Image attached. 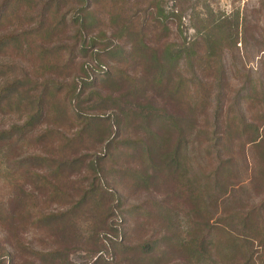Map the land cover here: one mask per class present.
I'll return each instance as SVG.
<instances>
[{
  "label": "rangeland",
  "instance_id": "374dc122",
  "mask_svg": "<svg viewBox=\"0 0 264 264\" xmlns=\"http://www.w3.org/2000/svg\"><path fill=\"white\" fill-rule=\"evenodd\" d=\"M47 1L35 0L34 3L40 7ZM158 2L167 16L171 30L169 39L176 46L195 43L203 31L215 28L220 20L228 21L219 32L224 49L219 74L222 86L208 81L205 87H198L197 93L191 90L197 101L187 100V103L196 111L195 121L191 128L187 127V143H181L179 149L183 166L175 168L178 172L174 176L164 168V160L169 159H163L162 155L169 153L170 147L183 136L179 130H172L171 134L168 128L160 129L167 119L158 117L152 122L146 117L160 116L163 110L165 115L180 116L179 128H184L181 96L175 106L168 96L169 90L145 88L144 95L126 97L128 83L103 90L99 80L104 76L91 77L100 92L99 97L113 102L122 98L120 106L125 109L112 104L101 107L99 100L94 104L87 97L90 89L81 97L82 114L78 119L71 114L68 105L57 114L48 109L50 95L55 93L56 100L62 101L67 90L79 83L81 68L87 64L95 67V62L89 55L84 56L72 39L77 28L72 25L71 17L79 9L84 10L80 0H63L60 13L65 19V29L50 44H41L47 53L62 46L57 58L45 57L43 61L53 65L56 74L39 71L41 64L33 61L35 56L19 57L12 51L0 53V67H6L0 72V89L26 79L37 85L50 83L47 88L53 90V94L49 92L45 96V105L32 131L22 141L15 135L12 142L0 148V211L8 220L4 227L0 226V262L184 264V255L176 248L191 239L193 228L200 226L197 237L208 233L211 237H221L228 233L241 238L245 233L235 226L238 217L234 216L245 215L264 204V0ZM136 5L122 9V18L145 9L146 0H136ZM102 6L101 2L96 3L97 10L104 14L102 31L109 38L117 28L110 24L109 9L102 10ZM30 28L28 23L14 24L0 29V36L22 34ZM95 35L97 31L89 37ZM101 59L107 68L116 66L134 76L135 62L128 60L124 49L117 56L103 55ZM250 84L256 87L254 101H249ZM29 87L27 84L26 89ZM145 97L150 99L151 110H146L148 113L142 116L135 115L130 106L143 103ZM203 97L205 99L199 103ZM128 101L132 104H127ZM93 104L99 108L89 109ZM177 109L181 113L174 112ZM217 109L221 114L216 117L213 114ZM27 114L11 104L0 109V129L18 128L26 122ZM112 114L119 118V124H115ZM239 114L247 126L254 124L259 128V139L255 142L260 145L258 148L253 143L248 144L251 130L241 132L239 124L236 127L224 125V120ZM85 115L100 117L103 124L94 125L89 134L86 131L75 141V136L82 134ZM210 120H217V125H213L215 135ZM202 130L208 136L202 135ZM16 141L23 144H15ZM219 142L225 146L217 151L221 155L217 158L216 153H210L207 158L212 152L210 149ZM96 159L101 168L99 175H94L90 169ZM75 160L81 162L70 169ZM57 163L67 166L58 174ZM262 215L264 218V210ZM38 219L41 221L36 224ZM227 219L231 227H226V233L222 234L215 228L225 225ZM116 227L119 237H116ZM29 251L42 254L58 251L67 256V261L62 254L46 262L40 261Z\"/></svg>",
  "mask_w": 264,
  "mask_h": 264
},
{
  "label": "trees",
  "instance_id": "16d2710c",
  "mask_svg": "<svg viewBox=\"0 0 264 264\" xmlns=\"http://www.w3.org/2000/svg\"><path fill=\"white\" fill-rule=\"evenodd\" d=\"M34 1L35 0H2L0 5V29L11 27L14 24L21 26V24L23 25L24 23L30 24L32 28L22 34L1 35L0 53L12 51L19 57L23 56V54L35 56L36 58L33 59V61L37 64H41L39 71L56 74L57 69L54 68L53 65L44 64L43 61L45 57L53 56L57 58L58 54L62 53V46L54 47L50 49L48 53L47 50L42 47L45 46V44L53 42V39H56L65 29V19L60 13V4L63 3V0H48L40 7H38L39 5L34 3ZM80 1L84 5V10L79 9V11L71 17L72 25L77 28V32L73 35L72 39L74 46L76 45L84 56L89 55L92 61L95 62V67L91 68V66L87 64L81 68L82 76L80 77L79 83H75L73 87L67 90V94L62 101L56 100L57 95H55V93L53 94V90L50 91L47 88L50 87L48 85L50 83L37 85L35 82L31 83L26 79H21L15 81L8 88L0 89L1 110L11 104L15 105L18 111L24 110L28 113L25 118L26 122L18 128L16 127L10 130L0 129V148L3 149L12 142L15 135H18L22 141L24 137L32 131L33 125L37 124L40 118L41 107L45 105V96L49 92L53 95H50L51 99L48 102V109L53 113L55 112L54 114H57L68 105L70 111L73 112L71 114L76 119L80 118L82 114V110L79 109L81 97L84 91H88L89 89L90 92L87 97L89 100L93 101L94 104L96 100H99L98 105L101 107L106 108V104H112L115 107H119L120 110L125 109L120 106L123 100L122 98L113 102L110 98L99 97L100 92L96 89V85L93 81H91V77L98 78L104 76L103 80H99V82L101 81L100 86L102 89L107 88L113 90L117 88L120 83H128L129 92L126 97L138 95L139 93L144 95L145 88L160 92L169 90L168 96L173 106H175L174 103L177 102L178 97L181 96L184 104V123H186V126L184 124V128H179V124L182 122L180 116H170L169 113L165 115V111L163 110L160 116H154L153 118L151 116L146 117V120L152 122L157 121L158 117L164 120L167 119L168 121L164 122L165 124L161 125L160 129L166 130L168 128L171 134L174 133L172 130H179L180 135L183 136L180 142L170 147L169 153L162 155L164 156L163 159H169L164 160V168L166 167L169 169V175L174 176L175 172H178L175 168L183 166L182 159L179 157V149L181 143L184 145L187 143L185 136L187 135L189 137L187 127L191 128L193 124L192 121H195L193 115L196 114V111H192L187 103V100L194 103L197 101V96L195 97L193 93H190L191 90L197 93L198 87H205L208 81H212L213 83L216 82L217 86L220 88L222 86L221 76H219V74L222 72L223 68L221 56L224 49L219 32L221 26L225 24V22H228L227 19L220 20L218 24L215 25V28L210 27L209 30L203 31L198 41L195 43H184L181 46H176L172 44L169 39L171 30L168 27L167 16L164 15L158 5V0H146L145 9L132 12L133 14L130 16L125 14L126 18H122L121 16L122 9L127 10L129 7H137L136 0H133V3L132 0ZM99 2L103 4L101 7L102 10L109 9L108 15H110V24L117 28L109 38H106V34L102 31V26L104 24L102 16L104 14H102L100 9L97 10L96 3ZM100 17L102 19H100ZM94 31H97L98 35L89 37V34ZM119 42H123L121 46ZM41 44H43V46H41ZM123 49L125 50V54H127V58L129 57L128 60L135 62L136 68L134 69V76L127 75L125 69H119L116 66L107 68L105 64L101 62V57L103 55L108 58L112 55L117 56ZM5 69L6 67H0V72ZM186 72L190 74L188 77L185 76ZM27 84L30 86L28 89H26ZM186 90L187 93L185 92ZM248 92V95H250L249 101H254L256 98V87L253 84H250ZM190 94H193V97L190 96ZM204 99L203 97L199 103ZM136 100H138V98ZM126 103L129 105L132 104L131 101ZM94 104L89 107V109L97 110V108H99V106H95ZM150 104L149 97H145L143 103H135L134 107L130 106L129 109L134 111L133 113L135 115L139 114V116H142L148 113L146 110H151L149 107ZM186 107L188 108L186 109ZM121 112L129 117V114L123 111ZM174 112L181 113L178 109L174 110ZM220 114L221 110L217 109L213 116L217 117ZM241 115L242 114L234 116L233 118H227L223 123L224 125L231 124V127H236L239 124L241 132L251 130V134L248 137L251 139L248 144L253 143V145L258 148L260 145L255 142L256 139H259V128L254 124L247 126ZM112 116L115 120V124H119V118L115 117L113 114ZM84 120V127L81 129L82 134L75 136V141L80 140L82 135L87 133L86 131H88L89 134L94 125L99 123L97 127H101V124H103V120L100 117L85 115ZM210 124L212 125L213 134L216 130L213 125H217V120H213V122L210 120ZM113 126L114 124L109 126L111 130ZM146 133L148 134L150 132ZM201 134L208 136L207 132L203 130ZM15 144L23 143L16 141ZM221 149H225V146L222 142H219L210 149L212 152H209L207 158L211 156L210 153H216L214 156L218 158L221 154L217 151H221ZM148 154L149 153H147V156ZM74 162V164L69 166L70 169L76 168L81 161L75 160ZM218 165L219 164L216 165L217 171ZM224 166L222 163L221 167ZM63 167L67 166L57 163L55 169L56 173L58 174ZM90 169L94 175H99L101 173V168L97 163V159ZM217 171L213 174V177L217 175ZM109 209L111 210V208ZM263 210L264 204L245 215L236 214L234 216L238 217V219L235 218L237 221L235 226L240 227L242 232L245 233L241 238L226 233L225 228L231 227L227 224V221H229V219H227L225 220V225L227 226L220 224V226H218L220 228H215L222 232V234L226 233L223 234V236L211 237L210 233H208L197 237L200 232V226H196L192 230L194 234L189 235L191 239L184 241L179 247L180 250L176 248V251L184 255V264H264ZM112 211L113 208L111 212ZM4 215V212L1 210L0 226L3 227L8 222ZM40 221L41 220L38 219L35 223L39 224ZM117 229L116 227L114 230L115 233L117 232L118 234ZM119 235L120 234L116 235V237H119ZM29 254L33 256V258H40V261L45 262L49 259H53L54 256L57 258L62 254L63 256L61 257H64L67 261V256L58 251L45 254L29 251ZM238 258L240 259L239 261ZM0 264H5V261L0 262ZM95 264L98 263L96 262Z\"/></svg>",
  "mask_w": 264,
  "mask_h": 264
}]
</instances>
